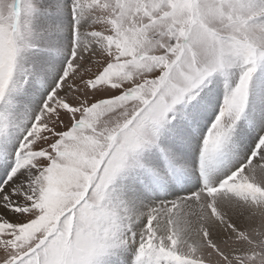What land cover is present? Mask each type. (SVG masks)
Returning <instances> with one entry per match:
<instances>
[{"label": "snow or ice", "instance_id": "6c2138e0", "mask_svg": "<svg viewBox=\"0 0 264 264\" xmlns=\"http://www.w3.org/2000/svg\"><path fill=\"white\" fill-rule=\"evenodd\" d=\"M0 264H264V0H0Z\"/></svg>", "mask_w": 264, "mask_h": 264}]
</instances>
